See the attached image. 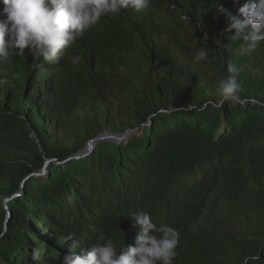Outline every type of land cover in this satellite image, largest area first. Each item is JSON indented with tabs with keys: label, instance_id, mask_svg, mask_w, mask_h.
Here are the masks:
<instances>
[{
	"label": "trees",
	"instance_id": "16d2710c",
	"mask_svg": "<svg viewBox=\"0 0 264 264\" xmlns=\"http://www.w3.org/2000/svg\"><path fill=\"white\" fill-rule=\"evenodd\" d=\"M247 2L150 0L102 17L57 62L28 49L0 58V264H62L33 259L24 228L40 245L53 232L60 245L103 235L134 246L138 211L179 232L173 264H264V41L241 54L217 10ZM200 49L210 60L193 63ZM229 63L247 104L219 108ZM130 129L143 134L66 163ZM52 159L49 177H30ZM23 191L8 210L4 199Z\"/></svg>",
	"mask_w": 264,
	"mask_h": 264
},
{
	"label": "clouds",
	"instance_id": "9594fccd",
	"mask_svg": "<svg viewBox=\"0 0 264 264\" xmlns=\"http://www.w3.org/2000/svg\"><path fill=\"white\" fill-rule=\"evenodd\" d=\"M0 2L4 5L0 15L5 17L0 20V58H7L13 50L16 55H24L25 49H28L37 59L42 57L45 62H57L62 51L73 45L89 28L98 24L102 17L120 14L122 9L129 7L141 12L149 6L150 0H0ZM233 3H239V0H233ZM217 10L227 17L228 27L225 31L233 33L229 39L232 42H241L239 46L241 54L253 51L259 42L264 41V0H250L244 3L235 15L223 6ZM82 59L80 55H73L71 63L76 65ZM205 60H210L207 49H200L194 54L193 63ZM226 71L227 75L220 80L219 88L222 99L230 100L235 97L240 86L237 81V69L231 63L227 65ZM23 193L24 191L17 194L22 196ZM7 209L9 210V204ZM11 217L12 213L9 212L4 234L9 229ZM134 222L138 228L135 244L121 248L111 239L105 241L103 235L98 237L99 242L90 246L82 245L81 237L78 235L65 236L67 239H63L64 245L59 244L53 232L41 245L39 244L41 238L37 235L36 229L33 234L37 235V241L28 236L32 234L26 231L28 228L22 230L21 236L27 238V244L33 251L32 258L38 259L40 255L43 262L51 253H55L54 257L61 259L62 264H173L175 249L179 242L177 229L167 224L158 227L146 211H138L134 215ZM257 260L258 256L250 255L244 264Z\"/></svg>",
	"mask_w": 264,
	"mask_h": 264
},
{
	"label": "water",
	"instance_id": "95a60500",
	"mask_svg": "<svg viewBox=\"0 0 264 264\" xmlns=\"http://www.w3.org/2000/svg\"><path fill=\"white\" fill-rule=\"evenodd\" d=\"M234 101H235V103H242V104H245V105L247 104V101H242L237 96L234 97ZM224 103H225V100H222L220 103H217V106L219 108H222ZM162 112L163 113H170L172 111L163 110ZM222 122L224 123L225 126L227 125V119H226L225 113L223 114ZM152 124H153V121L151 120L150 122L146 123L143 126V128L149 127ZM224 131H226V128L224 129ZM133 132L137 133L136 136H141L143 134V131L140 132L139 129H130V130H127V131H125L123 133H113V132H111L109 134L108 132H105V133L101 134L99 137H97L96 139L90 141L85 149H83L79 153H77V154L73 155L72 157H70L66 161V163L69 162V161L80 160V159L87 158V157L91 156L94 153L96 147L101 142L111 141V142H114V143L119 144V145L123 144V143L128 144L130 141H133V139L135 137V135L132 134ZM54 161H55V159L49 160L46 163V166L40 172L33 173V174L30 175V177H33V176L34 177H38V178L39 177H49L50 176L49 166ZM20 195L21 194H16V195H13L12 197L4 199V203H5L6 208H8V204H9L10 201H12L14 198H16V197H18ZM7 229H8V226L6 227V230Z\"/></svg>",
	"mask_w": 264,
	"mask_h": 264
},
{
	"label": "rangeland",
	"instance_id": "374dc122",
	"mask_svg": "<svg viewBox=\"0 0 264 264\" xmlns=\"http://www.w3.org/2000/svg\"><path fill=\"white\" fill-rule=\"evenodd\" d=\"M231 100H234V98H233V99H231ZM139 130H140V132H142V131H143L142 129H139ZM108 133L110 134L111 132H108ZM122 133H123V132H122ZM132 134H134V135L136 136V134H137V133H136V132H133ZM101 143H102V142H101ZM39 178L41 179V178H45V177H39Z\"/></svg>",
	"mask_w": 264,
	"mask_h": 264
},
{
	"label": "flooded vegetation",
	"instance_id": "af4514ba",
	"mask_svg": "<svg viewBox=\"0 0 264 264\" xmlns=\"http://www.w3.org/2000/svg\"><path fill=\"white\" fill-rule=\"evenodd\" d=\"M94 140V139H93Z\"/></svg>",
	"mask_w": 264,
	"mask_h": 264
}]
</instances>
